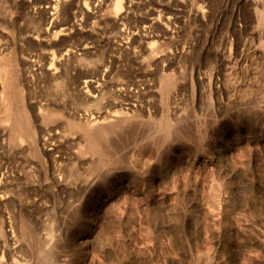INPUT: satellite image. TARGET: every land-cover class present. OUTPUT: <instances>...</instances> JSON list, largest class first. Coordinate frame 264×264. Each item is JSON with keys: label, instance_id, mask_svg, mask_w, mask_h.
<instances>
[{"label": "rangeland", "instance_id": "rangeland-1", "mask_svg": "<svg viewBox=\"0 0 264 264\" xmlns=\"http://www.w3.org/2000/svg\"><path fill=\"white\" fill-rule=\"evenodd\" d=\"M0 264H264V0H0Z\"/></svg>", "mask_w": 264, "mask_h": 264}, {"label": "bare ground", "instance_id": "bare-ground-1", "mask_svg": "<svg viewBox=\"0 0 264 264\" xmlns=\"http://www.w3.org/2000/svg\"><path fill=\"white\" fill-rule=\"evenodd\" d=\"M102 124V119H99L98 117H93L92 119V125L95 126V134L103 137V133L104 131L107 129L105 126L101 125ZM116 153V151H114V154ZM117 154V153H116ZM116 157V156H115Z\"/></svg>", "mask_w": 264, "mask_h": 264}]
</instances>
